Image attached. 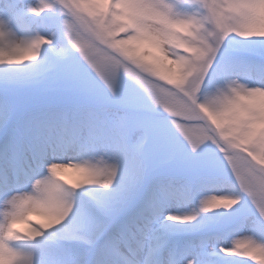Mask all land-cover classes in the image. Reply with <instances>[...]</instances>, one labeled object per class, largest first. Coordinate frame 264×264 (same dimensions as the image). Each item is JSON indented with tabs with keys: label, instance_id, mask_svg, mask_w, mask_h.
Segmentation results:
<instances>
[{
	"label": "snow or ice",
	"instance_id": "1",
	"mask_svg": "<svg viewBox=\"0 0 264 264\" xmlns=\"http://www.w3.org/2000/svg\"><path fill=\"white\" fill-rule=\"evenodd\" d=\"M0 264H264V0H0Z\"/></svg>",
	"mask_w": 264,
	"mask_h": 264
}]
</instances>
